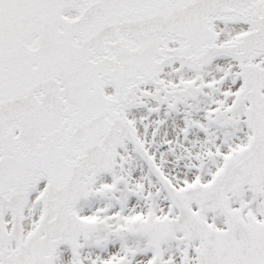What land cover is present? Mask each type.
I'll list each match as a JSON object with an SVG mask.
<instances>
[{"label":"snow or ice","instance_id":"snow-or-ice-1","mask_svg":"<svg viewBox=\"0 0 264 264\" xmlns=\"http://www.w3.org/2000/svg\"><path fill=\"white\" fill-rule=\"evenodd\" d=\"M0 264H264V0H0Z\"/></svg>","mask_w":264,"mask_h":264}]
</instances>
